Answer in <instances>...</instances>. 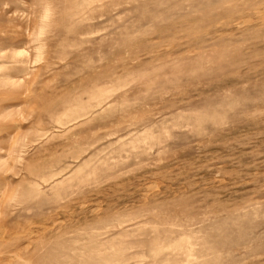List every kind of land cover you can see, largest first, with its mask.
<instances>
[{
	"label": "rangeland",
	"instance_id": "rangeland-1",
	"mask_svg": "<svg viewBox=\"0 0 264 264\" xmlns=\"http://www.w3.org/2000/svg\"><path fill=\"white\" fill-rule=\"evenodd\" d=\"M263 217L264 0H0V264H264Z\"/></svg>",
	"mask_w": 264,
	"mask_h": 264
},
{
	"label": "bare ground",
	"instance_id": "bare-ground-1",
	"mask_svg": "<svg viewBox=\"0 0 264 264\" xmlns=\"http://www.w3.org/2000/svg\"><path fill=\"white\" fill-rule=\"evenodd\" d=\"M45 17V16H44ZM260 216V215H259ZM257 218V217H256ZM264 218V217H263ZM154 221V220H153ZM152 221V222H153ZM159 223V222H158ZM159 224H161V223H159ZM159 226V225H158ZM156 228H157V226H155ZM60 233V232H59ZM56 234V233H55ZM50 235H53V234H50ZM228 236V235H227ZM52 238H54V236H52ZM8 241V240H7ZM6 241V242H7ZM151 241V240H150ZM15 242V241H14ZM190 242V241H189ZM47 244H49L48 242H46ZM207 243V242H206ZM228 243V242H227ZM12 244V243H11ZM16 244V243H15ZM192 244V243H191ZM2 245V244H1ZM21 245V244H20ZM45 245V244H44ZM199 245V244H198ZM197 245V246H198ZM46 246V245H45ZM8 247V246H7ZM43 247V246H42ZM45 248V247H44ZM44 248H43V251H44ZM18 249H20V248H18ZM27 249V248H26ZM225 249V248H224ZM224 249L223 250H221V251H224ZM229 249V248H228ZM232 250H233V248H232ZM237 250V249H236ZM42 251V252H43ZM194 249H193V247H188L186 250H184L183 251V254L186 256V260L187 261H189V259H190V257L191 256H194L195 254H194ZM234 251V250H233ZM159 252V249L157 248V247H155V248H153L152 249V253L154 254V255H156L157 253ZM215 252H217V251H215ZM217 253H219V252H217ZM36 254V253H35ZM38 254H40L39 252L36 254V255H38ZM42 254V253H41ZM46 254V253H45ZM202 254H204L203 252H200L199 253V256H201ZM214 254V253H213ZM236 254V253H235ZM36 255H35V257H36ZM43 255V254H42ZM212 255V254H211ZM34 256V255H33ZM43 256H46V255H43ZM31 257V256H30ZM39 257V256H38ZM42 257V256H41ZM40 257V258H41ZM187 257H188V259H187ZM249 257V256H248ZM194 258V257H193ZM205 258V257H204ZM34 259V258H33ZM38 259V258H37ZM43 259V258H42ZM250 259V258H249ZM254 259V258H253ZM19 260V259H18ZM244 260V259H243ZM166 261V260H165ZM195 261H196V258H195ZM249 261V260H248ZM18 262H20V261H17V264H18ZM41 262V261H40ZM47 262V261H46ZM242 262V261H241ZM29 263V262H28ZM191 263V262H190ZM189 263V264H190ZM243 263V262H242ZM165 264V263H164Z\"/></svg>",
	"mask_w": 264,
	"mask_h": 264
}]
</instances>
